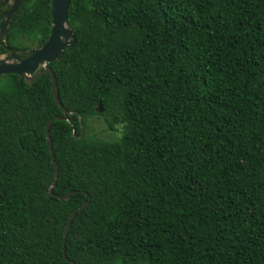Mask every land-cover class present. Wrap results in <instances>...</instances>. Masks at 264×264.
Returning <instances> with one entry per match:
<instances>
[{"label": "trees", "instance_id": "trees-1", "mask_svg": "<svg viewBox=\"0 0 264 264\" xmlns=\"http://www.w3.org/2000/svg\"><path fill=\"white\" fill-rule=\"evenodd\" d=\"M67 24L68 119L49 71L0 75V264H264V0H70ZM50 29L24 0L7 43Z\"/></svg>", "mask_w": 264, "mask_h": 264}, {"label": "water", "instance_id": "water-1", "mask_svg": "<svg viewBox=\"0 0 264 264\" xmlns=\"http://www.w3.org/2000/svg\"><path fill=\"white\" fill-rule=\"evenodd\" d=\"M23 2L24 0H0V48L3 47L6 50V53H0V75L16 73L30 82L31 79L39 76L44 71H49L52 75L54 97L65 113L64 115H57L54 118L68 119V110L65 108L59 95L55 71L49 63L60 60L64 49L76 43L77 36L67 24L70 0H50L51 29L47 40L42 45L26 49H15L7 43V35L11 21ZM52 120L48 122L46 127L47 142L56 168L50 193H54L53 189L59 176V169L50 138ZM87 203L88 201H85L74 210L67 224L66 234L73 216L78 210L83 209Z\"/></svg>", "mask_w": 264, "mask_h": 264}, {"label": "rangeland", "instance_id": "rangeland-1", "mask_svg": "<svg viewBox=\"0 0 264 264\" xmlns=\"http://www.w3.org/2000/svg\"><path fill=\"white\" fill-rule=\"evenodd\" d=\"M93 131H95L100 136H110L113 134H117V132L110 131L106 128L104 122L100 119H95L92 123Z\"/></svg>", "mask_w": 264, "mask_h": 264}, {"label": "clouds", "instance_id": "clouds-1", "mask_svg": "<svg viewBox=\"0 0 264 264\" xmlns=\"http://www.w3.org/2000/svg\"><path fill=\"white\" fill-rule=\"evenodd\" d=\"M47 40V39H46ZM33 47H35V46H33ZM2 54H4V53H2Z\"/></svg>", "mask_w": 264, "mask_h": 264}]
</instances>
